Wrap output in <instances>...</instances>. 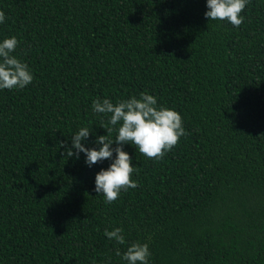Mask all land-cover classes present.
<instances>
[{"label":"trees","instance_id":"16d2710c","mask_svg":"<svg viewBox=\"0 0 264 264\" xmlns=\"http://www.w3.org/2000/svg\"><path fill=\"white\" fill-rule=\"evenodd\" d=\"M206 2L0 0V42L16 37L34 77L0 90V264H126L133 242L148 264H264V0L239 28ZM145 91L188 134L160 161L124 145L138 187L106 204L95 175L111 161L89 168L58 142L88 127L98 150L93 99ZM117 227L125 245L104 236Z\"/></svg>","mask_w":264,"mask_h":264},{"label":"clouds","instance_id":"9594fccd","mask_svg":"<svg viewBox=\"0 0 264 264\" xmlns=\"http://www.w3.org/2000/svg\"><path fill=\"white\" fill-rule=\"evenodd\" d=\"M249 2L250 0H207L208 10L204 17L212 21H227L239 28L244 22L241 13ZM6 19L5 13L0 11V24ZM18 46L19 41L14 36L0 42V90L24 89L33 82L34 77L28 65L13 55ZM91 107L94 114H102L101 118L108 117L106 124H103L107 135L99 136L94 141L98 150L88 148L83 143L91 135L88 127L80 128L71 137V149L66 148L62 142H58V146L65 148L62 155L69 158L75 156L79 159V154L83 153L86 157L85 164L89 168L105 160L111 161L107 170L101 169L95 175L94 191L103 195L106 204L115 202L122 191L138 187V183L132 179L136 169L132 166L129 154L123 151L124 145H135L147 159L160 161L177 146L182 136L188 134L183 127L181 115L158 106L157 97L146 91L140 93L139 98L133 96L116 104L107 98H96ZM118 123L120 126L116 129ZM114 129L117 135L113 140L110 134ZM113 144L116 147H112ZM104 236L118 245L126 244L124 230L120 227L111 231L105 229ZM115 254L126 264H148L151 255L148 243L140 242L131 243L123 254L117 248Z\"/></svg>","mask_w":264,"mask_h":264}]
</instances>
